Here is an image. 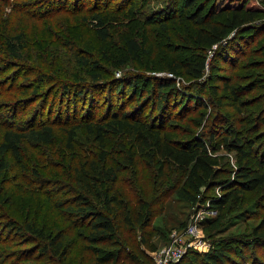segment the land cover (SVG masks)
I'll return each instance as SVG.
<instances>
[{
    "label": "rangeland",
    "instance_id": "obj_1",
    "mask_svg": "<svg viewBox=\"0 0 264 264\" xmlns=\"http://www.w3.org/2000/svg\"><path fill=\"white\" fill-rule=\"evenodd\" d=\"M14 2L5 5L0 1V35L4 38L12 32L13 35L21 33L23 47L19 57L0 50V118L7 115L10 121L14 118L28 128L48 121L54 133L51 144L37 146L24 142L20 145L19 156H7V168L0 175V264H58L57 259L50 258V252L38 255L37 251L47 242L34 238L29 241L32 239L23 227L30 223L44 230L68 229L75 239L74 220L57 208V204L66 197L67 189L76 190L82 186L94 189L95 175L103 167L116 165L117 161L126 158L124 151L130 145L124 136L108 135L103 147L106 155L101 159L102 147L90 143L84 122L97 120L106 114L107 108L120 114L127 111L130 117L135 114L147 122L154 121L175 141L185 142L194 136L204 139L209 147V136L217 129L228 128L232 134L235 132L244 139L243 151L252 152L246 158L250 168L264 172V33L246 47L231 68L218 60L222 53L214 54L215 47L201 50L184 45L181 37L188 36L186 31L190 32L192 40L193 26L189 16L194 11V8L183 7L184 0L178 1L177 12H170L162 24H155L159 18L157 13L147 21L138 19L135 14L141 12L138 5L133 7L131 4L132 9H125L128 13L114 12V7L108 10L109 6L100 9L104 25L110 31L106 40L97 35L91 14L87 12L92 0H16L23 7H35L31 16L12 9ZM86 2L90 5L85 6ZM161 2L147 0L143 7L146 10L152 8L150 12H154ZM215 2L199 0L197 5L208 3L209 8ZM219 2L221 7L229 4L227 0ZM261 2L245 0L244 3L259 6ZM261 21L264 22V18ZM127 37L136 39L142 47L137 60L128 55ZM76 56L98 62L100 83L94 81L93 71L76 63ZM195 57L205 58L209 64L200 81L187 77L182 71L173 76L168 70L167 64L174 59L191 61ZM166 78L172 79L178 90H161L168 97L161 111L157 105L161 98L158 81ZM130 80L136 82V87L133 92L126 93ZM124 81V91L113 95L116 86ZM225 84L236 88L238 100L243 102L241 106ZM185 87H188L187 91ZM82 89L86 94L78 98ZM188 91L190 95L186 96ZM91 94L92 104L98 102L96 119L92 118V112L87 117L83 115ZM197 95L201 96L205 107L196 108ZM182 112L185 117L179 121L178 115ZM169 120H174L177 125L172 126ZM188 123L191 133L185 130ZM76 125L77 137L69 146L66 129ZM6 127L0 122V139ZM224 135L221 132L216 137V143L212 145L216 152L212 153L219 167L229 170L226 179L233 180L237 158L224 146ZM251 146L253 150L249 149ZM156 172L146 161L122 168L118 188L124 200L133 207L138 205V199L156 196L152 183L163 182L156 179ZM167 179L164 183L174 189L181 187L185 178L172 171ZM212 184L209 190L201 191L207 199L222 193L220 187H215L218 182ZM211 206L208 202L190 205L178 199L170 189L154 201L153 217L147 226L143 229L135 226L134 233L124 229L121 237L129 239L132 236L139 244L142 234L149 236L152 233L150 244L155 250L168 246L175 239L180 240V237L188 244L194 242L191 240L194 237L183 231L190 222L205 218L207 222L198 236L201 240L212 245L231 240L228 247H234L236 252L240 250L239 254L229 253L232 261L225 264H252L253 257L255 264H264V246L251 242L252 229L264 218V187L261 191L242 193L238 203H230L221 212ZM215 219H220L219 228L208 223ZM247 241L252 245L249 246ZM81 249L80 245L74 248L76 260L82 255ZM143 250L151 261V251ZM241 250L246 251L242 257Z\"/></svg>",
    "mask_w": 264,
    "mask_h": 264
},
{
    "label": "trees",
    "instance_id": "obj_2",
    "mask_svg": "<svg viewBox=\"0 0 264 264\" xmlns=\"http://www.w3.org/2000/svg\"><path fill=\"white\" fill-rule=\"evenodd\" d=\"M0 1L5 5H8L11 1H15L12 9H18L19 12L22 11L29 16L35 10L34 6L28 5L23 7L21 3H16V0ZM115 1L92 0L91 7L87 11L91 14L90 20L95 27L97 35L103 40L108 39L110 31L104 25L105 20L99 13L100 9L109 6L108 10L111 9L110 7H114V12L128 13V10L138 5L141 12L134 11L138 15V19L147 21L153 13H157L159 18L157 17L158 19L155 21V24H158V22L162 24L161 21L169 17L170 12H177L178 1L180 0H153L162 1L156 6L157 9L154 12H150L152 8L146 10L147 8L143 7L144 2L147 0ZM198 1L184 0V8H194V11L189 16L193 26V36L191 40L189 36L190 32L186 31V35L188 36L181 37V40H183L185 46L195 47L196 49L202 50L215 47L216 51L214 54L220 55L219 53H222V57L220 58L219 56L218 60L223 65L233 68L238 62V57L246 51V47L249 44H253L256 38L261 33H264V22L261 21L264 18V0H262L263 3L261 2L259 6H248L244 3L245 0H227L229 4L225 7H221L222 4L218 3L219 0H216L209 8H207L208 3L197 5ZM131 4H133V7ZM50 5H53V2ZM86 5L90 4L86 2ZM50 7L52 8V6ZM127 8L128 10L125 11ZM5 36L2 38L0 35V50L6 51L14 57H19L23 47L22 34L17 33L13 35L12 32V35ZM234 43L236 44L234 45ZM125 44L128 55L135 60L138 53L142 50L140 43L134 38L127 37L125 38ZM76 63L83 68H89L93 71L94 81L100 83V65L97 61L76 56ZM167 67L173 76L182 71L187 77L200 81L204 77L209 64L205 58L195 57L191 61L174 59L167 64ZM20 68L24 72L23 67L21 66ZM20 77H23V75ZM161 80V82L158 81L159 94L165 88L168 90L177 89L172 79L166 78ZM43 82L45 80L41 84ZM203 83L204 85L207 84L206 82ZM124 85L125 81L116 86L113 95L122 93ZM135 87L136 82L130 80L125 88V92H133ZM224 87L238 100L239 94L234 86L225 84ZM185 89L187 91L188 87H185ZM83 94H86V91L82 89L78 93V98ZM185 95L189 96V91ZM90 96V104L87 106V109L83 110V115L87 117L88 113L92 112L94 115H92V118L96 119V114L99 113L98 102L95 101V108V105L92 104L94 101L92 94ZM160 97L157 105L162 111L167 104L168 97L164 93H161ZM195 99L197 109L205 107L201 96L197 95ZM238 102L240 106L243 104L242 101L238 100ZM85 110L86 114L84 113ZM111 110V108H107L106 114L97 120L90 121L91 119H87L84 122L86 123V135L90 143L102 147V152L99 154L101 159H104L106 155L104 154L105 149L103 147L108 135L115 134L126 137L130 143L124 151V154L127 155L126 158L117 161L116 165L109 164L103 167L93 179V182H96V184L93 183L94 189L90 190V187L84 186L76 190L67 189L66 197L62 198L57 204V208L63 213L70 215L71 219L74 220V228L76 229L74 235L76 240L71 236V232L68 229L54 228L44 230L30 223L24 225L23 230L32 239L29 241H33L34 238L44 239L47 242L40 250H38L39 247L37 248L38 255L43 256L50 252V258L53 261L57 259L58 264H73V261L74 264H155L153 259L150 261L144 252L145 250H143L146 248V250L148 249V251L152 252L156 249L154 245L150 244V238L153 236L152 233L149 236L142 234L139 244L137 243V239H134L132 236L129 239H123L121 233H123L124 229L133 232L135 226H138L139 229L147 226V223L153 217L152 208L154 201L168 193V190L171 189L178 199L190 205L199 202L205 203L206 200H210L211 207L221 212L230 203H238L242 193L261 191V188L264 187V172H255L250 168L246 158L252 152L250 153V150L249 152L243 151L244 139L239 138L235 132L232 134L230 129L215 130L209 136L211 145L209 147L206 145L204 139L194 136L192 140L185 142L175 141L161 131L160 126L156 125L154 121L147 122L135 114H132V117H130L131 114L127 111H122L120 114V112ZM188 112L191 113L192 111ZM178 116L179 121L184 120L185 112L179 113ZM9 119L7 115L0 118V122L7 125L0 139V175L7 168V156L20 155V145L22 143L29 141L38 146L53 142L54 132L50 122L42 121L38 127L32 126L28 128L23 127L22 123H18L14 118H12L13 122ZM169 122H172L171 124L174 127L177 125L174 120H169ZM187 125L185 130L191 133L189 130L191 128L190 123ZM77 126L66 129L69 146H71V141L77 137ZM221 132L222 135L226 134L222 137L226 149L236 154L237 167L233 171L235 172L233 180L226 179L229 170L220 168L218 160L212 153V151L216 152L212 145L216 143V137H219ZM231 134L232 137L230 138ZM249 149L253 150V146ZM138 161H146L154 167L157 171L156 179L158 177L163 182L158 181L156 183L153 181L152 185H154L153 189L156 192V196H152L149 199H138V205L132 207L124 200L118 188V183L120 181L121 169L131 164L134 165ZM172 171L181 173L185 178L184 184L181 187L178 186L173 189L164 183L168 182L167 177ZM162 177L165 179H162ZM148 179L152 180L151 178ZM212 182L219 183L215 184V187H220L222 193L219 197L207 199L201 191L202 189L209 190L210 184L213 185ZM220 184H223L224 188ZM208 223L211 227L219 228L220 219L208 220ZM12 227L14 228V226ZM251 236L253 237L252 243L264 246V218L252 229ZM230 242L232 243L231 240H221L220 243L217 242L218 244L212 245L207 253L188 251L179 264H225L226 261H232L229 253H235L236 249L228 247ZM247 244L249 245V242ZM78 245L82 248V255L80 254L79 259L77 258L76 260L74 248ZM245 252V250H241V257ZM236 253L239 254L240 250L238 249ZM251 261L252 264L257 263L254 257Z\"/></svg>",
    "mask_w": 264,
    "mask_h": 264
},
{
    "label": "built area",
    "instance_id": "obj_3",
    "mask_svg": "<svg viewBox=\"0 0 264 264\" xmlns=\"http://www.w3.org/2000/svg\"><path fill=\"white\" fill-rule=\"evenodd\" d=\"M209 205H211V201L208 200ZM205 202V203H206ZM200 203V202H199ZM198 204V203H197ZM207 222V219L200 218V220L190 222L183 233L189 237H194L191 239L194 242L185 244L180 237V240L175 239L171 244L165 246L161 249L154 250L150 253L155 264H179L182 258L184 257L186 251L189 249L191 252H208L212 244L210 242L201 240L198 236L200 235V231H202L204 223Z\"/></svg>",
    "mask_w": 264,
    "mask_h": 264
}]
</instances>
